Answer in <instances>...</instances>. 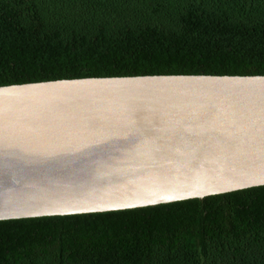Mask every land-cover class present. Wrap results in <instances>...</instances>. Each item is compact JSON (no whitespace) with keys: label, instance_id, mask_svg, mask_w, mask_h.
Masks as SVG:
<instances>
[{"label":"trees","instance_id":"obj_1","mask_svg":"<svg viewBox=\"0 0 264 264\" xmlns=\"http://www.w3.org/2000/svg\"><path fill=\"white\" fill-rule=\"evenodd\" d=\"M264 75V0H0V86ZM0 264H264V185L0 220Z\"/></svg>","mask_w":264,"mask_h":264},{"label":"water","instance_id":"obj_2","mask_svg":"<svg viewBox=\"0 0 264 264\" xmlns=\"http://www.w3.org/2000/svg\"><path fill=\"white\" fill-rule=\"evenodd\" d=\"M264 185V75L0 86V220L94 213Z\"/></svg>","mask_w":264,"mask_h":264}]
</instances>
